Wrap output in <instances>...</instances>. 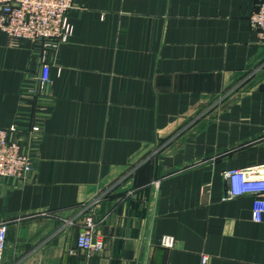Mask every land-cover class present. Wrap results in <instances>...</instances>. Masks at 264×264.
<instances>
[{
  "label": "crops",
  "instance_id": "1",
  "mask_svg": "<svg viewBox=\"0 0 264 264\" xmlns=\"http://www.w3.org/2000/svg\"><path fill=\"white\" fill-rule=\"evenodd\" d=\"M74 1L49 104L24 96L35 45L0 29V128L27 144L45 115L35 177L0 181L2 264H264V215L225 176L264 165L259 0ZM90 216L106 244L92 256Z\"/></svg>",
  "mask_w": 264,
  "mask_h": 264
},
{
  "label": "built area",
  "instance_id": "2",
  "mask_svg": "<svg viewBox=\"0 0 264 264\" xmlns=\"http://www.w3.org/2000/svg\"><path fill=\"white\" fill-rule=\"evenodd\" d=\"M74 0H0V29L5 31L11 40L26 39L35 45L40 62V71L30 78L24 86V96L37 105L49 104L46 87L51 81V57L58 48L68 43L74 35V26L69 13L75 8ZM250 21L264 45V0H259ZM45 115H34L27 130L28 143L17 136L18 125L11 128H0V181L13 179L28 181L35 177L37 165L33 151L44 126ZM229 182L228 199L244 196L253 197L252 218L261 221L264 215V165L232 169L225 173ZM8 224L0 217V264L7 247ZM161 244L167 248L175 245L173 236H164ZM77 247L89 256L99 254L106 248L105 241L96 231V223L90 216L85 229L80 233ZM203 256V263L208 261Z\"/></svg>",
  "mask_w": 264,
  "mask_h": 264
}]
</instances>
